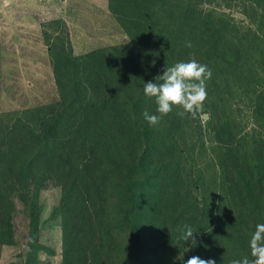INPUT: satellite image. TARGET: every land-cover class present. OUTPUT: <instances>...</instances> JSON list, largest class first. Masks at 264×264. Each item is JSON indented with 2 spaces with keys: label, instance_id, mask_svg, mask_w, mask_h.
<instances>
[{
  "label": "rangeland",
  "instance_id": "rangeland-1",
  "mask_svg": "<svg viewBox=\"0 0 264 264\" xmlns=\"http://www.w3.org/2000/svg\"><path fill=\"white\" fill-rule=\"evenodd\" d=\"M129 1L132 0H0V121L13 114L23 115L27 109L58 103L55 62L49 51L53 42L58 47L63 44L76 56H88L101 49L112 53L110 56L121 54L122 61H131L142 56L145 39L161 44L158 31L163 33L164 42L175 48L173 65L179 60L195 59L212 70V77L207 81V99L197 118L189 114L181 117L176 113L182 109L174 108L153 126L155 133L161 136L155 162L164 164V178L140 186V211L135 209L131 215L141 223L136 234L126 220L129 205L120 192L123 176L119 174L123 166L116 168L114 178L119 184L112 190L104 219L105 224L112 222L114 226L112 236L93 233L88 221L98 222L97 218H89L86 209L78 207L81 216L73 215L67 224L72 239H78L82 251L90 255L87 259L81 256L79 264H132L134 261L137 264H181L179 256L184 260L192 256L216 259L215 245L236 237L242 241L234 247L237 259L245 256L251 259L249 242L256 228L253 205L251 199L233 185L232 181L237 180L228 182V174L231 170L235 172L236 165L250 166L256 177L257 192L264 195V184L260 182L264 179L259 175V171L264 170L260 162L264 158V119L252 108L264 97V34L258 23L253 24L260 20L251 18L252 9L257 6L246 4L248 0H181L184 7L198 4V13L203 20L208 19L210 26L206 27L212 29L208 28L203 38L191 28L189 34L185 32L187 37L184 38L188 39H183L175 27L180 24L175 18L176 25L173 19L155 16L151 22L154 31L141 27L145 21L140 15L135 16L134 11L133 15L129 14ZM245 5H249L250 15H246ZM171 10L176 11L174 5ZM258 12L262 14V9ZM161 26L165 28L163 31ZM198 26L200 30L201 25ZM214 31L221 38L222 34L226 37L209 42L207 37ZM149 32H152L151 37ZM251 36L259 41L250 46ZM178 41L182 42L181 46ZM189 43L191 47L187 46ZM226 43L234 51L232 55L240 56L238 64L233 63L232 57L229 60L220 53V47ZM257 44L259 50L254 49ZM138 82L127 85L134 96L144 89L147 81L139 85ZM141 93L149 105V113L158 115L154 98L147 97L144 90ZM91 95L87 93L88 100ZM175 117L179 120L176 126ZM222 127L235 139V144L229 147L234 152L217 142V130ZM108 169L110 167L104 171ZM134 172L140 178L137 168ZM170 176L175 177L177 186L168 180ZM61 184L51 177L39 193L37 207L41 212L36 241L42 248L34 257L28 250L32 218L25 204L14 198L13 243L0 246V264H32L31 258L37 264L62 262ZM150 185L152 187L147 189ZM162 193L167 195L162 209L153 210L152 202ZM55 211L58 214L51 220ZM183 225L198 232L194 234L197 240L194 247L191 241L185 243L181 239L177 227ZM232 260L218 259V264H231Z\"/></svg>",
  "mask_w": 264,
  "mask_h": 264
},
{
  "label": "trees",
  "instance_id": "trees-1",
  "mask_svg": "<svg viewBox=\"0 0 264 264\" xmlns=\"http://www.w3.org/2000/svg\"><path fill=\"white\" fill-rule=\"evenodd\" d=\"M249 2L257 6L252 9L254 15L251 18L257 17L260 20H253V24L258 23L261 34H264V0H248L246 4ZM127 3H130L127 7L129 14L133 15L134 11L135 16L140 15L139 18L145 21L140 26L147 31L155 30L151 27L155 16L159 19H173L175 25L176 21H179L180 24L175 27L183 39H188L184 37H187L186 33L189 34L191 28L203 38L207 29H211L206 27L210 26L208 19L203 20L202 15L198 13V4L184 7L181 0H132ZM168 4L171 7L174 5L176 11L172 12ZM245 7L248 9L249 5ZM259 8L262 9V14H258ZM245 13L250 15L251 11L248 9ZM197 24L201 25L200 30ZM164 29V26H161L160 30ZM151 34L152 32H149L148 35L151 37ZM158 34L161 44L144 37L146 45L141 48L142 56L131 61H122L121 54L116 53L117 57H114L110 56L112 53L101 49L88 56H76L73 52H68L63 44L61 47L54 44L55 42L51 44L49 51L55 62L54 72L60 100L54 105L27 109L23 115L13 114V117L10 115L6 120L0 121V246L13 243L12 219L16 197L25 204L32 218L29 254L34 257L42 248L36 241L41 212L37 207L38 196L42 186L51 177H55L62 183L63 190L60 212L63 215L61 226L64 248L60 264H79L83 255L87 259L90 255L82 251L78 239H72L67 222L73 215L81 216L77 209L83 206L89 218L95 216L98 220L96 222L88 218L92 232L106 233L107 238L112 236L114 226L112 222L105 224L104 219L112 190H116L119 184V180L114 176L116 168L120 166L124 167L119 174L123 176L120 192L129 205L125 217L135 234L139 231L138 225L141 223L131 218L133 210L140 211L139 188L150 180L163 179L164 164L155 162L161 136L142 118L144 110L149 111V105L141 93L143 89L134 96L127 87L131 86L132 82L139 81V85L141 81L153 80L156 75L162 74L166 65H173L175 48L164 42L163 33L158 31ZM224 37L225 34H222L221 38V35L214 31L207 38L209 42L214 43ZM251 37L250 46L259 41L257 37ZM181 44L182 42L178 41V45ZM254 49L259 50V44ZM232 51L228 43L220 47L222 56L229 60L232 57L233 63L238 64L240 56L235 57ZM153 61L155 66H152ZM219 90L221 91L220 88ZM87 93L92 94L90 100L87 99ZM97 102L101 104L97 105ZM253 106L259 118L264 119V97L259 98ZM178 122L175 117L173 124L176 126ZM225 131L223 127L217 130V142L224 149L230 150L229 147L235 144V139ZM230 158L234 160V157ZM260 162L264 164L263 157ZM107 167L110 169L104 171ZM235 167V172L231 170L228 174V182L237 180L232 181L233 185L251 199L255 224L264 223V195L257 192L256 177L253 176L251 167ZM135 168L140 172V178L136 176ZM259 172L264 179V170ZM168 180L177 186L175 177L170 176ZM260 182L264 184V181ZM150 187L152 185L147 189ZM152 193L155 194V191L152 190ZM166 196L162 193L155 197L152 202L153 210L162 209ZM73 204L76 208H71ZM57 214L58 211L53 212L51 220ZM241 243V239L236 237L235 240L215 245L213 251L217 264L218 259H237V250L234 247ZM30 263L37 264L33 258Z\"/></svg>",
  "mask_w": 264,
  "mask_h": 264
},
{
  "label": "clouds",
  "instance_id": "clouds-1",
  "mask_svg": "<svg viewBox=\"0 0 264 264\" xmlns=\"http://www.w3.org/2000/svg\"><path fill=\"white\" fill-rule=\"evenodd\" d=\"M191 47L189 43L187 45ZM155 66V61L152 62ZM212 77V70L206 65L192 59L187 62H177L172 66L166 65L162 74L156 75L153 80L144 84V94L154 98L157 105V113L150 114L144 110V119L151 125L156 126L164 116L172 113L174 108L182 111L176 114L183 117L189 114L193 119L197 118L200 110L207 99V81ZM177 231L181 233V239L186 243L191 241L194 247L197 243L195 230L189 225L178 226ZM250 255L242 259H234L231 264H264V223H258L250 238ZM181 264H217L215 259H203L192 256L187 260L177 258Z\"/></svg>",
  "mask_w": 264,
  "mask_h": 264
}]
</instances>
